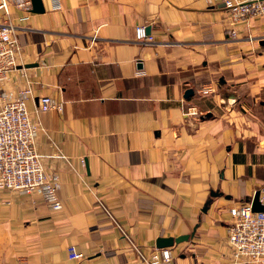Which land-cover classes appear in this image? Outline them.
Returning <instances> with one entry per match:
<instances>
[{"label":"crops","instance_id":"obj_1","mask_svg":"<svg viewBox=\"0 0 264 264\" xmlns=\"http://www.w3.org/2000/svg\"><path fill=\"white\" fill-rule=\"evenodd\" d=\"M43 2L26 22L0 14L24 65L0 89H32L31 112L44 96L64 103L40 115L36 141L63 209L0 190V264H135L118 225L146 255L197 228L175 264L224 263L230 208L264 186V16L232 26L207 0Z\"/></svg>","mask_w":264,"mask_h":264},{"label":"built area","instance_id":"obj_2","mask_svg":"<svg viewBox=\"0 0 264 264\" xmlns=\"http://www.w3.org/2000/svg\"><path fill=\"white\" fill-rule=\"evenodd\" d=\"M207 2L210 5L223 4L232 20V26L264 16V0ZM51 3L53 10L61 9L60 0H51ZM12 8L23 13L20 22L30 20L32 0H0V14L8 20ZM17 30L11 22L0 24V86L9 80L12 73L24 69V65H20L22 46ZM229 35L235 39L236 31L231 29ZM136 39L144 44L154 42L146 27L136 29ZM215 92L211 86H205L199 93L209 96ZM32 98V89H25L16 96L0 89V190L23 196L40 194L46 204L57 212L63 209L59 198L61 181L57 174L46 171V157L38 151L36 141L43 130L40 115L53 111L61 113L64 103L44 96L39 99L35 112H31L28 102ZM188 115L196 116L197 112L189 109ZM258 192L259 203L264 207V186ZM253 199L229 210L232 218L228 229L229 256L222 264H264V212H254ZM118 228L138 255L135 264H175L173 248L156 249L151 255H146L120 225ZM68 253L72 261L84 260V255L75 246H70Z\"/></svg>","mask_w":264,"mask_h":264},{"label":"water","instance_id":"obj_3","mask_svg":"<svg viewBox=\"0 0 264 264\" xmlns=\"http://www.w3.org/2000/svg\"><path fill=\"white\" fill-rule=\"evenodd\" d=\"M45 6L43 0H32V13L33 14H44L45 13ZM148 32V30H147ZM148 34H150L148 32ZM262 45H264V41H262ZM33 67V66H32ZM194 95L193 90H188L185 94V98L188 99L191 96ZM213 197H217L218 194H212ZM206 205V207H208ZM253 210L254 212H264V207L259 203V192H257L253 199ZM206 209L204 210V212ZM197 228L194 229V232L191 235L181 236L179 238H159L156 242V248L157 249H166V248H174L177 245H180L184 242H187L190 240V238H193L195 235Z\"/></svg>","mask_w":264,"mask_h":264}]
</instances>
